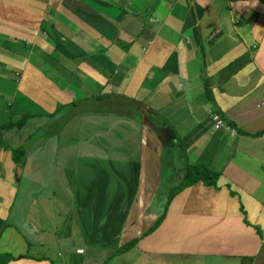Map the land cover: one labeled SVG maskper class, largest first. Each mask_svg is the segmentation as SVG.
Returning a JSON list of instances; mask_svg holds the SVG:
<instances>
[{
	"label": "crops",
	"instance_id": "1",
	"mask_svg": "<svg viewBox=\"0 0 264 264\" xmlns=\"http://www.w3.org/2000/svg\"><path fill=\"white\" fill-rule=\"evenodd\" d=\"M23 116L13 149L29 124L82 126L73 211L42 213L48 161L0 148V264H264V0H0V126ZM187 164L217 187L166 206Z\"/></svg>",
	"mask_w": 264,
	"mask_h": 264
},
{
	"label": "rangeland",
	"instance_id": "2",
	"mask_svg": "<svg viewBox=\"0 0 264 264\" xmlns=\"http://www.w3.org/2000/svg\"><path fill=\"white\" fill-rule=\"evenodd\" d=\"M60 121L62 122L63 125L55 124V125H49L48 127H46L45 125H40L39 127H37L35 124H29L27 125L25 129L21 131V133L18 134L17 137H14L13 139H11V144L14 145V147L19 144L21 145V150L23 149L25 153L29 154L28 161H29L30 166L33 168H36L37 166H39L40 165L39 162L48 161V164H46L47 174L40 177V183H45L46 186L47 187L49 186L50 188H48L47 190L42 189V191L43 190L45 191V194L42 193L43 195H41L40 197L46 198V196L50 197V196H53V194H55L56 198L59 201H57L55 205H50L48 203L43 202L40 205L42 209L44 210L42 211V213H45V214L52 213L53 208H55L57 213H62V215H66V217L69 219L70 214L73 211V208L71 205L72 195H71V189H70L71 175L69 174V171H70V168L72 169V167L70 166L73 164L74 149H75V146L77 145L76 142L78 139H80L79 134H78L79 125L76 121H71L70 123L64 122L66 121L65 119L64 120L61 119ZM79 127H81L80 129L82 130V126L80 125ZM84 127H85V122L83 124V129ZM89 128H90V125L87 126V130ZM58 131L60 132L62 131L61 133L62 137L59 141H57L58 134H55V132H58ZM89 139H91L92 142L98 141V143L100 144L99 140L92 139V138H89ZM23 140L26 141V143L28 142L29 146L27 148L23 146V143H22ZM83 143L85 142L83 141ZM83 143H82V146L79 148V150L81 151L82 149L83 150L85 149V144ZM169 147L170 145L168 144L167 150L169 149ZM42 149H45L46 152L50 151V153H53V151L49 149H59L62 153L57 156V161H54L53 158H39L36 155H38L39 154L38 152L41 151ZM32 153L35 155L33 156ZM46 156L48 155L46 154ZM149 159L144 158V161H145L144 164L152 160V158H149ZM156 161L157 162L159 161L160 167H161L162 158H159V159L156 158ZM156 167H153L151 169L156 170ZM147 169L149 170L147 175L149 178L152 179V172L150 171L149 166H147ZM153 173H156L160 176L161 182H164L165 179L166 181L168 180L167 178L168 176L167 174H165V172H163L162 174H159L153 171ZM34 175H35L34 177H36V174ZM44 176H47V179H44ZM153 177L155 178L156 175H153ZM34 180L31 179L32 185L37 183ZM58 184L61 185L60 189L58 188ZM166 184H168V181L166 182ZM169 189L170 188H168L166 185L162 184L161 187L159 188V191H160L158 194L159 197L161 196V197L167 198L169 195V191H170ZM40 206H39V210H40ZM32 209H36V206L33 207ZM68 219L67 221L63 223V228H66V229L72 228V226L69 225Z\"/></svg>",
	"mask_w": 264,
	"mask_h": 264
},
{
	"label": "trees",
	"instance_id": "3",
	"mask_svg": "<svg viewBox=\"0 0 264 264\" xmlns=\"http://www.w3.org/2000/svg\"><path fill=\"white\" fill-rule=\"evenodd\" d=\"M206 95H207V98L211 99L210 93L208 90L206 91ZM101 99L103 98H100V97L95 98L97 102L100 101ZM110 101L113 102V98H111ZM97 111L98 110H95V112ZM28 118H29L28 116H23L21 120H19L18 122H9L8 124L0 126V148H3V149L7 148L11 151L12 161L18 167H22V165L24 164V161L26 159V154L23 149L21 150V148L13 149L10 146H7V144L5 143V140L3 139V133L6 131L13 130V129H21L24 126L25 122L28 120ZM219 176L220 174L218 172L213 171L212 169L207 167L205 164H193V165L187 164L185 166L184 174L179 184L170 189L166 206H168L172 198L175 197L178 193H180L186 188L196 185L197 183H202L206 187L216 188ZM159 223H160V220L156 222L155 226L152 229H155L159 225ZM133 244L134 243L131 242L130 244L123 246L117 251V253L126 251L127 249L132 247Z\"/></svg>",
	"mask_w": 264,
	"mask_h": 264
},
{
	"label": "built area",
	"instance_id": "4",
	"mask_svg": "<svg viewBox=\"0 0 264 264\" xmlns=\"http://www.w3.org/2000/svg\"><path fill=\"white\" fill-rule=\"evenodd\" d=\"M210 118L215 129H223L234 133V131L223 121L222 117L217 112H211Z\"/></svg>",
	"mask_w": 264,
	"mask_h": 264
}]
</instances>
